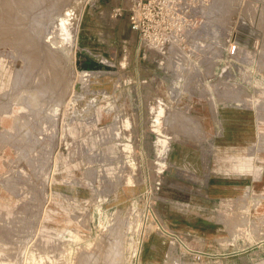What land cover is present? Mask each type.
<instances>
[{"label":"rangeland","instance_id":"1","mask_svg":"<svg viewBox=\"0 0 264 264\" xmlns=\"http://www.w3.org/2000/svg\"><path fill=\"white\" fill-rule=\"evenodd\" d=\"M38 1L6 24L48 47L46 18L71 8L73 49L110 70L68 109L73 49L55 105L62 87L34 85L36 70L19 84L27 64L0 43V264H264V0H152L171 52L140 45L130 0ZM181 213L212 230L174 232Z\"/></svg>","mask_w":264,"mask_h":264},{"label":"bare ground","instance_id":"2","mask_svg":"<svg viewBox=\"0 0 264 264\" xmlns=\"http://www.w3.org/2000/svg\"><path fill=\"white\" fill-rule=\"evenodd\" d=\"M21 2H26L27 4H30V5H32V4H35V3H37V5L39 4V1L37 2V0H0V43H3V45H4V43L5 42H8V43H10L11 45H10V47L12 46L17 52V54H19L20 56H21V58H22V60L24 61V62H26V64H27V66H23L22 68H18V70L16 69V78H15V81H16V79L17 78H19V79H21L22 78V80H25V79H27V78H30L29 76L30 75H33L32 73H33V71L34 70H36L34 73L36 74L35 75V78L34 77H31V81H32V78L34 79L33 81L36 83V84H34V85H37L38 87H40V88H42L44 91H46V89L44 88V86H49V83L50 84H53V88L51 89L50 88V86H49V88L52 90L50 93L52 94L58 87L57 86H61L62 88H61V91H60V93H58V91H57V93L58 94H56V93H53L54 95L56 94L57 96H56V99H55V105H59L58 103L60 102V101H62L63 102V97H64V94H66V93H68L67 92V87L68 86H70V83L72 82H68L69 81V79L68 78H66L65 76H66V71H65V73H64V70H65V68L66 67H64V70H62L61 69V67L63 68V65L62 64H60L61 65V67L60 66H58L59 64L58 63H60L59 61H64V56H66V54H67V52L69 51V49H73V46H74V44H75V41H74V38L72 37V35H71V31H69V29L67 28V27H65L64 26V21L68 18V16H69V10L71 9V8H69V9H67L68 7H66V9H63V10H65V12L63 13V14H60L61 16L60 17H58V18H54L53 20H50L49 21V18L47 17L46 19L48 20V22H49V32H47L48 33V36H47V39H48V41H49V43H50V46H49V44H48V47H47V44H45V43H43L44 44V46H40V48H39V45H37L38 46V49H37V46L36 45H34V43H35V41H36V43H37V40L36 39H34L33 37V39H34V41H32L31 42V40H33V39H30L29 40V38L27 37V36H29V32H27L29 29H27V31H26V28L24 29V31H26V32H24L23 31V29L21 30V29H19L18 30V27H17V25L19 24V23H12V24H10V25H7L6 24V22L8 21V20H10V19H12L13 17H14V15H15V12H14V7L18 4V3H21ZM78 4V3H77ZM67 5V4H66ZM55 6V5H54ZM65 6V5H64ZM61 7V6H60ZM56 8V7H55ZM59 8V7H58ZM73 8V7H72ZM62 9V8H61ZM45 10V9H44ZM67 10V11H66ZM60 11V10H59ZM60 13H62V11H60ZM70 13H72V12H70ZM71 16V15H70ZM47 22V21H46ZM45 25H47V24H45ZM19 26V28H20V25H18ZM22 26V25H21ZM46 27V26H45ZM24 28V27H23ZM48 29V28H47ZM46 29V30H47ZM77 30V29H76ZM69 31V32H68ZM32 35V34H31ZM30 35V36H31ZM76 35V34H75ZM29 36V37H30ZM36 38H38V37H36ZM2 40H4V41H2ZM34 42V43H33ZM8 45V44H7ZM9 46V45H8ZM55 47L54 49V51H53V54L51 53V52H49L50 51V49H52V47ZM76 46V45H75ZM5 46H3V48H4ZM167 49H168V51L169 52H171L172 51V49H173V47L172 46H168V47H166ZM53 50V49H52ZM38 52H40L41 54H43L44 55V58H43V60H41V55H39V53ZM70 53H72L73 54V66H74V68H73V72H74V75H75V78H74V83H72L73 84V88L72 89H74V90H76V91H74V93H73V95H72V93H71V97H70V99H69V97H68V99H66L65 98V100L67 101L68 100V102L66 103V105L68 106L67 108L68 109H72L73 108V105H74V103H76V101L78 102V101H80L81 99H83L84 97H85V93L87 94V88H88V86H87V84H88V76L89 75H91L92 73H95V72H97V73H100V72H102V71H109L110 70V68L105 64V63H103V61H101L100 60V57H98V56H95V55H93V54H91L88 50H86V49H77V48H75V49H73V50H71V52ZM2 54V53H1ZM19 56V57H20ZM43 57V56H42ZM70 57V56H69ZM61 59V60H60ZM40 60V61H39ZM39 64V65H38ZM36 65L38 66V67H36ZM56 67L57 68V66L58 67H60V68H53V67ZM72 66V65H71ZM37 68V69H36ZM69 68V67H68ZM67 69V68H66ZM72 71V70H71ZM49 72H52L51 73V75H49V76H51V78H50V80L49 79H47L46 77H44L45 76V74L47 75ZM68 72V71H67ZM73 72H71L72 74H73ZM50 74V73H49ZM74 75H72V76H74ZM21 77V78H20ZM73 78V77H72ZM18 80V79H17ZM72 80V79H71ZM14 81V82H15ZM20 80H18V82H19ZM27 81H29V80H27ZM22 83H24L23 81H21ZM16 83V82H15ZM26 83V82H25ZM24 83V84H25ZM31 83V82H30ZM16 84H18V83H16ZM19 84H20V82H19ZM47 84V85H46ZM69 84V85H68ZM72 84H71V86H72ZM22 85V84H21ZM27 85V84H26ZM25 85V86H26ZM37 86H35V87H37ZM47 86V87H48ZM22 87H24V86H22ZM31 87H33V85L31 86ZM33 88L34 90H32V91H35V89H37V88ZM46 87V88H47ZM28 88V87H27ZM28 89H30V87L28 88ZM49 89V90H50ZM25 90V89H24ZM69 90H70V87H69ZM22 91V90H21ZM20 91V92H21ZM28 91V90H27ZM27 91H25V93L27 92ZM29 91H31V89L29 90ZM42 90H40L39 91V89H38V92L37 93H40ZM66 91V92H65ZM71 91V90H70ZM23 92V91H22ZM21 92V93H22ZM72 92V91H71ZM27 93H30V92H27ZM26 93V94H27ZM34 93V95H35V92H33ZM41 93H43V92H41ZM45 93V92H44ZM44 93L42 94V95H44ZM26 94H25V96H26ZM70 94V93H69ZM31 96H32V93L30 94ZM29 94H28V96H30ZM33 95V96H34ZM47 95V94H46ZM68 95V94H67ZM28 96H26V97H28ZM31 96L30 97H28L29 99L31 98ZM32 96V97H33ZM38 96H40L39 94H37V99H39L38 98ZM73 96V97H72ZM35 97H36V95H35ZM35 97H33V99H32V101L34 100V98ZM47 97V96H46ZM46 97H45V101L47 100L46 99ZM48 97H51V95H49ZM67 97V96H66ZM28 98H26V100H28ZM55 98V97H54ZM36 99V98H35ZM36 99V100H37ZM36 100H34V101H36ZM41 100L42 101H44V99H42L41 98ZM49 100V99H48ZM94 99L93 98H91V97H89L87 100H86V102L82 105V108L83 109H88L89 108V105L91 104V102L93 101ZM25 101V100H24ZM30 101V100H29ZM40 101V100H39ZM42 101H40V103H42ZM51 101V100H50ZM54 101V100H53ZM59 101V102H58ZM62 102H61V104H62ZM25 103V102H24ZM27 103V102H26ZM25 103V104H26ZM37 103V102H36ZM45 103V102H44ZM48 103H50L49 101L47 102V103H45V104H47L46 106H49L48 105ZM19 104V103H18ZM32 105H33V103H31ZM34 104H35V102H34ZM38 104V103H37ZM44 104V105H45ZM28 105V104H27ZM31 105V106H32ZM43 105V106H44ZM52 105H54V104H52ZM51 105V106H52ZM26 106V105H25ZM37 106V105H36ZM51 106H49V107H51ZM62 106V105H61ZM35 107V106H34ZM39 106H37V108H38ZM55 107V106H54ZM64 107V106H63ZM75 107V106H74ZM24 108V107H23ZM40 108H41V105H40ZM48 108V107H47ZM62 108V107H61ZM50 109V108H49ZM53 109V108H52ZM59 109H60V107H59ZM65 109V108H64ZM23 110V109H22ZM48 110V109H47ZM55 110V109H54ZM54 110H52V111H54ZM63 110V109H62ZM66 111V110H65ZM70 111V110H69ZM72 111V110H71ZM73 111H74V109H73ZM59 112V111H58ZM62 112V111H61ZM68 112V111H67ZM9 113V112H8ZM49 113H51V112H49ZM65 113V112H64ZM68 113H70V112H68ZM43 114V113H42ZM51 114H53V112L51 113ZM51 114H48V111H47V115H51ZM56 115H57V113H56ZM68 115V114H67ZM16 116V115H15ZM60 116V115H59ZM58 116V117H59ZM65 116V115H64ZM69 116V115H68ZM22 117H24V116H22ZM36 117V116H35ZM16 118H17V116H16ZM15 118V119H16ZM48 118V117H47ZM50 118H52V117H50ZM64 118V117H63ZM67 119V118H66ZM65 119V120H66ZM64 120V119H63ZM32 121H34V120H32ZM55 121V120H54ZM51 122V121H50ZM18 123V122H17ZM54 123V122H53ZM52 123V124H53ZM20 123H18V125H19ZM18 125H17V128H18ZM21 125V124H20ZM53 126H54V124H53ZM16 128V127H15ZM20 128V127H19ZM18 130V129H17ZM29 130V129H28ZM9 131V130H8ZM19 131V130H18ZM26 131V130H25ZM27 132V131H26ZM8 133V132H7ZM16 135V134H15ZM59 135V134H58ZM33 136V135H32ZM9 137V136H8ZM10 137H11V135H10ZM6 139H7V137H6ZM10 139V138H9ZM9 139H7V140H9ZM38 139V138H37ZM5 141V140H4ZM10 141V140H9ZM11 143V142H10ZM15 143V142H14ZM19 144V143H18ZM37 145V144H36ZM17 147V146H16ZM16 147H14V148H16ZM18 148V147H17ZM21 148V147H20ZM30 149V148H29ZM18 151H21V150H19V148H18ZM22 153V152H21ZM44 153V152H43ZM48 153V152H47ZM25 156V155H24ZM39 165V164H38ZM53 165V164H52ZM55 167V166H54ZM7 180V179H6ZM5 180V181H6ZM6 183V182H5ZM10 186V185H9ZM11 190H13V189H11ZM48 205V204H47ZM46 214V213H45ZM126 218V217H125ZM83 224V223H82ZM45 225V224H44ZM84 225V224H83ZM93 227V226H92ZM41 229V228H40ZM0 234H2V233H0ZM1 238V237H0ZM39 238H41V237H39ZM48 239V238H47ZM46 239V240H47ZM52 240V239H51ZM39 241H41V240H39ZM39 241L38 242H36V244L37 243H39ZM2 242V241H1ZM4 242H5V240H4ZM42 242V241H41ZM49 243H50V241H49ZM8 244V243H7ZM41 244H43V243H41ZM41 244H38V245H41ZM45 244V243H44ZM43 244V245H44ZM46 244H48V243H46ZM45 244V245H46ZM3 245V244H2ZM1 245V246H2ZM37 245V246H38ZM44 245V246H45ZM8 246V245H7ZM36 246V247H37ZM42 246V245H41ZM49 244H48V248H49ZM35 249V248H34ZM38 249H39V247H38ZM42 251L45 249V248H40ZM39 249V250H40ZM49 249H51V248H49ZM46 250V249H45ZM11 251V250H10ZM82 251V250H81ZM5 252H6V249H5ZM4 252V253H5ZM49 252V251H48ZM111 252V251H110ZM77 258V257H76ZM5 263H7V262H5Z\"/></svg>","mask_w":264,"mask_h":264},{"label":"built area","instance_id":"3","mask_svg":"<svg viewBox=\"0 0 264 264\" xmlns=\"http://www.w3.org/2000/svg\"><path fill=\"white\" fill-rule=\"evenodd\" d=\"M129 26L132 31L138 34L140 39V45L148 51L163 52L164 49L175 44L177 37L174 35L173 29L167 28L166 24H161V21H155L154 15L162 16L164 14V8L156 6L152 0H130L129 2ZM228 52L230 55L236 52V45H230ZM145 52L143 53V59H145ZM171 235V234H169ZM179 245L182 243L178 241Z\"/></svg>","mask_w":264,"mask_h":264},{"label":"crops","instance_id":"4","mask_svg":"<svg viewBox=\"0 0 264 264\" xmlns=\"http://www.w3.org/2000/svg\"><path fill=\"white\" fill-rule=\"evenodd\" d=\"M238 116L240 117V115H238ZM234 120H235V118H234ZM191 203L195 204V200ZM159 220L163 223L162 224V226H163L164 221L169 220V218L168 217H164V218L160 217ZM174 220L176 222H178L175 225L176 230H174V232L176 231L178 233H185L186 235L193 236L194 238H195V231H197L201 234H206L207 232L212 230V226H213L209 219L195 218V214L181 213L178 216H176V218Z\"/></svg>","mask_w":264,"mask_h":264}]
</instances>
